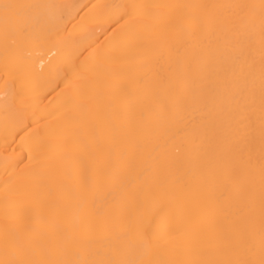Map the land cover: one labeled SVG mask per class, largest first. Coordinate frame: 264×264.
Returning <instances> with one entry per match:
<instances>
[{
    "label": "bare ground",
    "instance_id": "6f19581e",
    "mask_svg": "<svg viewBox=\"0 0 264 264\" xmlns=\"http://www.w3.org/2000/svg\"><path fill=\"white\" fill-rule=\"evenodd\" d=\"M0 264H264V0H0Z\"/></svg>",
    "mask_w": 264,
    "mask_h": 264
}]
</instances>
